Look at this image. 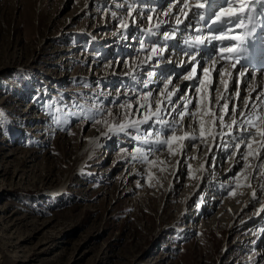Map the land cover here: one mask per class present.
Instances as JSON below:
<instances>
[{"label":"rangeland","instance_id":"374dc122","mask_svg":"<svg viewBox=\"0 0 264 264\" xmlns=\"http://www.w3.org/2000/svg\"><path fill=\"white\" fill-rule=\"evenodd\" d=\"M127 1L0 0V264H264V150L245 160L231 145L213 185L198 174L206 140L180 158L183 141L155 143L172 135L162 124L109 131L156 110L160 80L182 87L177 100L186 90V71L156 70L145 102L148 75H127L148 43L128 27L150 12ZM114 31L119 46L104 47Z\"/></svg>","mask_w":264,"mask_h":264},{"label":"bare ground","instance_id":"6f19581e","mask_svg":"<svg viewBox=\"0 0 264 264\" xmlns=\"http://www.w3.org/2000/svg\"><path fill=\"white\" fill-rule=\"evenodd\" d=\"M125 1L126 3L129 2L127 0ZM133 1L139 2L141 0ZM144 1L145 3L140 5L137 11H140L142 13L144 12V9H150L147 22H142V25H135L133 23L128 28H130L129 31L131 32L133 37H135L134 32L138 34L141 33L143 35L145 34L148 43H140V45L136 44L133 49L125 44L120 45L122 50H126V54L128 53V49H132V53L134 51L139 52L138 57H133L132 63L134 64V67H131V70L129 69L127 71V75L131 74V76H133L140 73L141 71V74H144V76L148 75L147 80L142 81V87L146 90L142 94L144 100L148 93H151V96H156L155 90L157 88V85L153 83L156 75H151L153 71L156 70L157 72L171 70L173 73L175 71H177V73L186 71L180 80L184 81V83L186 84V90L184 92V95L179 100H177L178 95L182 93V87L179 88L177 84L168 91L165 90L164 85L170 80L168 78L160 80V84L163 83L164 85H162L160 91H158L160 93V97L157 101V105L159 102V107L161 109L158 117H161V115L167 117L152 121L154 117L151 114L156 111L153 110L152 113L150 112L151 114L149 113L150 115H148L151 116V119H148L146 123H141V125L143 128L146 126L149 127V124L152 122V124H162V127L165 128V124L160 123V121H165L167 122V125H169L174 120L176 123H172L173 125L176 124L177 126L178 124L179 126H181L180 130H182V133L179 136H182L185 132L194 134L197 139H184L183 142L179 145L176 144V146H178V157L180 158L185 156V152L189 150L190 145L198 141L197 145H195V148L197 149L198 146L201 147L203 143H206L204 141L202 142V140H206L208 144L206 143L207 146H205L202 151V155L200 156L201 164L200 170L198 169V174L202 177H209L210 175L211 177L207 178L206 182H208L209 184L210 182H215L213 185H218L219 183H217L216 180L220 178V176L217 178L214 176L215 170L212 165L220 163L221 160L218 159L223 158V154L227 153L228 149L231 148V145H233L234 147V151L232 153V158H234L235 154L239 152L240 147L247 148V144L252 143L253 137L249 135V133H255V128L251 127V125L247 123L248 120H252L259 127H264V92L262 88L264 79L261 75H251L250 72H248L246 77H241L243 83L242 85H246V87H241L242 85L239 87V83L237 82L235 83L236 85L235 89H233L234 91H230L229 87L236 81V79L234 78L235 73L233 72L229 75V71L221 62H219L217 58H206L203 54H193L188 56L187 53L183 54L178 51L179 48L184 47V45L186 44L189 34L188 31L196 29L197 21L200 17L199 13L201 12L200 8H197L196 5L198 3H202L203 0H172L169 3V7L165 11H161L160 15L157 14L158 11H156L153 6L159 7L160 4L165 0H152L153 2L151 0ZM149 4H152V7H150L151 5ZM185 4L188 5L187 8L184 7ZM136 5H138V3ZM221 6L225 8L227 7V5H222V3L219 2L216 6L217 9H219L218 12L220 11ZM181 9H183V11H181ZM131 12L134 13V8L132 7V5ZM132 13L129 14L131 15ZM184 13H187V15H184ZM177 19H179L181 23L177 24ZM126 24L127 23H125V26ZM126 31L127 30L123 31V34L126 33ZM118 35L119 34L115 33V31L114 33H111L110 36L108 35L105 39L108 40L106 42L109 43L104 45V47H108L113 43L119 46V41H117L119 40ZM129 37H131V35ZM131 40L132 37L127 41H130L132 43ZM153 48L157 49V52H153ZM122 50L119 51L121 52ZM192 56L196 57L195 61L192 60ZM193 66L196 67V72L197 69H200L201 76H199L198 78L195 74L192 79L186 80L185 76L191 74ZM204 69L209 70L208 76L205 75ZM215 75L217 77H214ZM249 76H252V78H250ZM201 81H204L205 83L202 85ZM211 81L212 83L214 82L217 85L214 100H211V94L209 92ZM197 83H199V85L195 89ZM199 88H201L200 91H202V94L200 93L201 95H199L197 91V89ZM158 92L156 94H158ZM166 92H174L171 97V104L168 103ZM149 97L147 100H145V102H149V100H151V98L149 99ZM220 97L223 98L221 99ZM186 98L191 101L187 105V110L189 113H195V116L185 115L183 120H181L178 113L184 111V103ZM240 99H242V101L237 102ZM196 100L197 102H195ZM193 103H196V106L194 105L195 107L192 106ZM239 103L241 105H239ZM225 104H227V108L223 109L222 111V107ZM229 106L231 107V111L233 113L238 110V106L241 107L238 113H236V117L232 118V116L228 114ZM165 109H168V112H165ZM228 115L229 117L225 118ZM220 116H223L225 125L231 124L233 119H236L237 124L233 125L230 129L228 127H221L219 119ZM257 117H260L261 119H257ZM134 120L129 121L125 124L131 125L132 122H135ZM202 121L204 124L203 135H201ZM170 128L172 127H166V129ZM130 129L133 128L129 126L127 127L126 131ZM210 132L212 133V135L209 134ZM141 133H143V131H141ZM220 133H223V135H220ZM176 135L178 136V134ZM142 139L145 140L144 137ZM136 140H138V137L136 138ZM255 141L256 142L253 143L252 146L259 145L257 147H259L260 149L261 137L259 135H255ZM224 143H227L228 145H224ZM237 144H239V148L236 147ZM206 155L209 156L212 160V163L208 167L203 164V161L206 159ZM254 197L255 195H253V193L250 194V196L248 195V199H252ZM248 199L246 197L244 204Z\"/></svg>","mask_w":264,"mask_h":264},{"label":"snow or ice","instance_id":"6c2138e0","mask_svg":"<svg viewBox=\"0 0 264 264\" xmlns=\"http://www.w3.org/2000/svg\"><path fill=\"white\" fill-rule=\"evenodd\" d=\"M239 2V7L236 8L234 7L233 4V0H223V3L227 4V7H220V11L218 13H214L215 15V19L212 20V24L207 25L209 28H211L214 32H219V35H213L211 37V39L213 40H220V41H224V40H239L240 44L244 43V37H238V36H234V35H230V33L232 32V28L231 27H227L225 29V26L227 25H234L236 28H241V27H245L244 25V20L241 18L242 15L244 14L246 8L249 7V5H252L253 8L255 6V4H262L264 5V0H238ZM185 8L188 7L187 4L184 5ZM197 8H203L205 7L204 4L202 3H198L196 5ZM181 11H183V9H181ZM261 14L264 15V8H262ZM184 15H187V13H184ZM225 17H227V19H225ZM247 19L249 20V22L252 21V17L248 16ZM200 20H204V16L201 14L200 15ZM181 23V21L179 19H177V24ZM212 25H220L219 28H212ZM167 38V36H166ZM198 44H203L204 41L201 40L199 37L197 38L196 41ZM240 45L237 44H233L231 46H226V47H221L220 48V58L223 59L225 58V54L226 53H236L239 51ZM153 52H157V49L153 48L152 49ZM232 57L229 56L228 59H231ZM196 57L192 56V60L195 61ZM236 62L239 63V57H236ZM232 67H235V64L232 65ZM205 75L208 76L209 75V70L208 69H204ZM196 74V67L193 66L192 67V71L191 74H189L188 76H185V79H192L193 76H195ZM230 75V74H229ZM241 75L243 76L244 73L242 72ZM223 82V81H222ZM171 83V81H168V83H166L164 85L165 90H167L168 85ZM205 82L201 81V84L203 85ZM147 86V85H145ZM174 91H178V90H174ZM197 91H200V89H197ZM174 94V92H166V97L168 99V103H172L171 97ZM151 96V93H148L147 96L145 97V100L148 99V97ZM221 99L223 97H220ZM191 101L188 100L187 98L185 99V103H184V111L179 113L178 115L180 116V119L183 120L185 115H191V116H195V113H189L187 110V105L188 103H190ZM141 107H143V105H141ZM227 108V104L223 105L222 107V111L223 109ZM161 109L159 107V102L156 108V111L154 113H152V116H158L160 113ZM148 119H151V116L145 117L144 120L142 121H138V122H132L131 125H127V124H119L115 127L110 126L109 127V131L110 132H125L127 127H132L134 129H136L137 131L138 129V124L140 123H146L148 121ZM220 123H221V127H228L229 129L237 124L236 119H233L231 124L229 125H225L224 121H223V116H220ZM257 119H261L260 117H257ZM160 123L165 124V126L167 125V122L165 121H160ZM247 123L249 125H251V127L255 128V133H249V135H251L253 137L252 143H248L247 147L249 149V152L247 155H245L243 158L245 160L248 159L249 156H253L255 155L257 158L260 155V150H264V127H259L258 125H256L252 120H248ZM171 132L172 135H170L167 139H160L159 135L157 136V139L155 141V143L160 144V145H167L169 147V151H172L171 145L174 141H183L184 139H197V137L194 134H189L187 132H185L182 136H177L176 135V129L175 127L171 128ZM204 134V124L203 121L201 122V135ZM210 135H212V133H209ZM230 134V133H229ZM220 135H223V133H220ZM255 135H259L261 137V142H260V149L256 150L255 152L252 149V144L255 143ZM145 143L148 142V137H145ZM237 148H239V144L236 145ZM137 152H141V149H136ZM145 159H147V157H144ZM249 167H251V165H249ZM260 167H264V164L260 165ZM253 195H255V193H253Z\"/></svg>","mask_w":264,"mask_h":264}]
</instances>
